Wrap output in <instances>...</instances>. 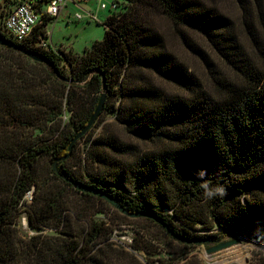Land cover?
<instances>
[{"label": "trees", "instance_id": "trees-1", "mask_svg": "<svg viewBox=\"0 0 264 264\" xmlns=\"http://www.w3.org/2000/svg\"><path fill=\"white\" fill-rule=\"evenodd\" d=\"M13 2L3 0L0 16ZM112 3L103 40L80 56L40 46L53 20L46 17L31 37L16 43L48 59L62 76L64 62L71 79L85 80L93 70L105 76L102 112L131 141L105 130L90 138L73 169L69 162L91 129L57 164V172L53 162L68 153L71 140L87 124L100 98L101 76L95 73L85 86L66 84L44 64L0 46V264L118 262L107 243L112 228L97 217L101 211L87 218L81 210H69L62 193L39 175L43 160L52 164L51 180L111 206L74 184L99 189L130 213L151 214L179 239L152 218H137L186 248L219 242L217 228L264 229L263 4L232 0L235 15L230 6L213 0ZM163 23L201 62L206 82L168 47ZM201 168L208 169L210 183L226 187V197H204L194 175ZM32 189L41 190V197L28 205L29 224L55 230L47 241L18 235L21 207ZM81 222L87 227L72 231ZM144 246L142 240L130 245L134 252ZM186 256H161L158 264H180Z\"/></svg>", "mask_w": 264, "mask_h": 264}, {"label": "rangeland", "instance_id": "rangeland-1", "mask_svg": "<svg viewBox=\"0 0 264 264\" xmlns=\"http://www.w3.org/2000/svg\"><path fill=\"white\" fill-rule=\"evenodd\" d=\"M103 1L107 4L108 9L97 12L98 21L76 20L73 15L70 17L61 15L48 24L46 28L48 36L43 41L47 43L48 47L57 52L63 51L69 53L70 56L84 54L96 42L103 40L105 34L104 22L111 14V3L114 0ZM207 1L211 3V0ZM213 1L224 8H229L230 6L229 9L235 15L237 14L236 9L232 5V0ZM260 2L264 6V0H260ZM97 5L98 3L95 9H97ZM2 6L3 0H0V11ZM11 6L12 4L7 5L5 12ZM162 28L168 42V47L180 56L198 78L200 77L202 81L206 82V70H204L201 62L180 45L173 36L168 24L163 23ZM63 65L64 76L71 77L72 73L70 72L69 65L66 62ZM67 118L68 115L63 120L66 121ZM105 130L106 133L107 131H112L118 136L125 138L128 142L131 141L130 137L125 134V131L114 122L113 117L102 112L95 125L91 128V137L87 135L77 145L74 151V159L68 165L70 169H73V165L75 164L78 166L82 161L90 138L101 135ZM46 135H49V133ZM51 166L52 164L49 161L43 160L38 166L39 175L44 176L46 180L52 183V186L57 191L62 193L69 210H81L84 216H88L87 218L93 212L97 210L101 211L97 217L106 222L113 231L107 243L110 245L108 247L111 248L110 252L118 259L117 264H158L161 256H168L169 254L180 258L187 255L188 257L186 256L180 264H264V229L261 227H246L245 225V227L241 228H217L216 240L219 242L198 245L194 248H186L176 240H171L163 229L152 222L142 218L127 216L113 206L81 196V194L74 192L73 189H69L68 186H65L57 180L52 179V181L50 175L47 173L48 168H51ZM40 197L41 190H37L34 193V189H32L24 198L26 203L21 207L22 213L18 218L16 228L20 238L25 241L35 235H40L43 241H47L51 239V236L56 234L53 229L45 228L39 231L33 229L29 224L28 205L34 201V198L39 200ZM74 225L75 227L72 230L74 232L84 230L87 227L83 222ZM141 240L146 249L140 252H134L130 245H139ZM233 240L236 241L235 244L221 250L212 251L219 244ZM187 252L189 253L186 254Z\"/></svg>", "mask_w": 264, "mask_h": 264}, {"label": "built area", "instance_id": "built-area-1", "mask_svg": "<svg viewBox=\"0 0 264 264\" xmlns=\"http://www.w3.org/2000/svg\"><path fill=\"white\" fill-rule=\"evenodd\" d=\"M11 8L0 16V31L14 43H23L31 37L34 29L43 22V18L57 19L69 4L75 5L73 17L76 20L98 21L97 12L107 10V4L98 2L97 12L87 10L84 5L92 0H12ZM113 10L115 4L111 3ZM40 46L48 48L46 42Z\"/></svg>", "mask_w": 264, "mask_h": 264}, {"label": "water", "instance_id": "water-1", "mask_svg": "<svg viewBox=\"0 0 264 264\" xmlns=\"http://www.w3.org/2000/svg\"><path fill=\"white\" fill-rule=\"evenodd\" d=\"M0 46L2 47H6V48H10L12 50H15L21 54H23L24 56L28 57L29 59H31L34 62H38L41 64H44L45 66H47L51 72L54 74V76L61 82L66 83V84H71L74 83L76 85H80V86H85L89 83V81L91 80L92 76L95 73H98L101 76V80H102V86H101V94H100V98L98 101L97 106L95 107L92 115L90 116L87 124L83 127V129L78 132L73 139L71 140L69 146H68V153L63 156L62 158H58L53 162V169L55 172H57V164L60 161H65L67 160L73 151V147L75 145V143L80 140L81 138H83L89 131L90 129L94 126V124L96 123L97 119L99 118V116L101 115L104 105H105V100H106V91H107V87H106V80H105V76L103 75V73L100 70H93L87 79L85 80H75V79H71V78H66L64 76H62L57 68L55 67V65L50 62L48 59H46L45 57L32 53L30 51L25 50L24 48H22L21 46L17 45L16 43H14L13 41L7 39L6 37H4L3 35L0 34ZM67 181L72 182L71 179H67ZM75 188H77L78 190H81L83 192H88L91 194H94L100 198H102L103 200L107 201L111 206H113L114 208L118 209L121 213L130 216V217H139V216H145L148 218H152L153 220H155L158 224H161L164 226V228L167 230V232L174 236L175 238L179 239L177 236L174 235V233L165 225V223H163L160 219H157L155 217H153L151 214L148 213H130L128 211H126L117 201H115L113 198H111L110 196H108L107 194H105L103 191L99 190V189H95V188H91V187H87L83 184H78L75 183L74 184ZM236 241H230V242H225V243H221L218 246H216L212 251H217V250H221L223 248H226L232 244H235Z\"/></svg>", "mask_w": 264, "mask_h": 264}, {"label": "clouds", "instance_id": "clouds-1", "mask_svg": "<svg viewBox=\"0 0 264 264\" xmlns=\"http://www.w3.org/2000/svg\"><path fill=\"white\" fill-rule=\"evenodd\" d=\"M220 171V170H218ZM197 180L200 182V187L203 189V195L207 199L216 197H226L228 195L227 189L223 184H215L209 182V171L206 168H201L194 173Z\"/></svg>", "mask_w": 264, "mask_h": 264}, {"label": "crops", "instance_id": "crops-1", "mask_svg": "<svg viewBox=\"0 0 264 264\" xmlns=\"http://www.w3.org/2000/svg\"><path fill=\"white\" fill-rule=\"evenodd\" d=\"M99 1H102V0H92L91 2L85 4V5H84V8L87 9V10H91V11H93V12H97V9H95V8H96V4H97ZM76 8H77V7H76L75 5H73V4H69V5L66 7V9L62 12L61 15L65 16V17H70V16L73 15L72 13L76 11ZM100 13H101V12H100ZM61 15H60V16H61ZM60 16H59V17H60ZM59 17H58V18H59Z\"/></svg>", "mask_w": 264, "mask_h": 264}]
</instances>
